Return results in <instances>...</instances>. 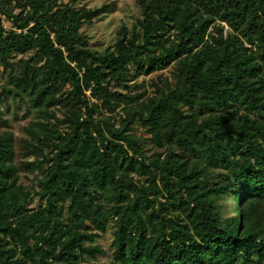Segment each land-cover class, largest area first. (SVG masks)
<instances>
[{
	"label": "trees",
	"instance_id": "16d2710c",
	"mask_svg": "<svg viewBox=\"0 0 264 264\" xmlns=\"http://www.w3.org/2000/svg\"><path fill=\"white\" fill-rule=\"evenodd\" d=\"M58 1L0 0V103L39 115L17 147L0 128V264H264V0H135L100 53L81 28L107 8Z\"/></svg>",
	"mask_w": 264,
	"mask_h": 264
},
{
	"label": "rangeland",
	"instance_id": "374dc122",
	"mask_svg": "<svg viewBox=\"0 0 264 264\" xmlns=\"http://www.w3.org/2000/svg\"><path fill=\"white\" fill-rule=\"evenodd\" d=\"M70 0H59L58 3L68 4ZM15 5V2L12 3ZM77 7H85L86 9H95L105 6L106 12L100 16L98 19L94 20L92 24H84L81 28L82 36L86 37L89 46L91 49L97 52H103L105 49L110 48L118 35V32L121 28H126L128 31H132L135 28L137 20L141 17V10L135 0H79L76 5ZM18 12V10H15ZM219 26H223V35L229 32L228 26L225 24L218 23ZM4 28L8 29L10 27L9 22L3 21ZM212 32V29L210 30ZM30 54L24 56H12L10 57V62L16 63L19 60H27ZM157 74H162V77H170V72L161 71ZM157 74H152L149 76H140L137 79H131L132 81H128L126 86L122 88H116L120 92L126 93L130 92L131 94L136 93H144L145 98L153 93L152 83H158L159 78L157 79ZM8 84V75L4 73L3 68L0 67V85ZM88 96L89 93L87 92ZM8 105L7 110H5V106ZM0 111L2 112L1 119L6 121L7 127L2 125V121H0V128L3 130H8L11 132L16 139V147L18 142L22 138H26V128H28L34 120L39 116L36 112H29L28 107L23 103H15L10 99H7L4 103H0ZM50 114L46 116L49 124H54L59 128V130H66L65 126L60 125V122L64 119L66 111L61 108L49 109ZM103 114L111 119H115L116 122H120L125 114L122 112L121 108H117L116 112L113 114L106 113L102 111ZM132 132L140 137L141 129L136 125ZM142 141H146V137L142 136ZM146 155L150 157L154 154L155 149L151 144L145 145ZM161 151H157L160 153ZM28 160H34L28 159ZM31 179V177H28ZM24 173H19V180L24 186H30V180L28 179ZM133 178L138 182L139 177L133 176ZM37 202V198L35 199ZM234 203L230 199H225L220 201V208L223 212V215L228 216L231 215L234 211L233 207ZM112 232L111 223L109 224V228H107L105 234H102L101 238L98 241V244L101 245V248L105 251L104 256H99L97 258V262L105 263L108 262L111 254H112ZM93 262V261H92ZM90 261L86 263H92Z\"/></svg>",
	"mask_w": 264,
	"mask_h": 264
}]
</instances>
